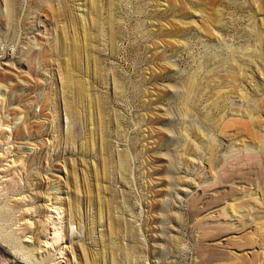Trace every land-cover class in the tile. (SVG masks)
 <instances>
[{
    "label": "rangeland",
    "instance_id": "374dc122",
    "mask_svg": "<svg viewBox=\"0 0 264 264\" xmlns=\"http://www.w3.org/2000/svg\"><path fill=\"white\" fill-rule=\"evenodd\" d=\"M0 264H264V0H0Z\"/></svg>",
    "mask_w": 264,
    "mask_h": 264
}]
</instances>
